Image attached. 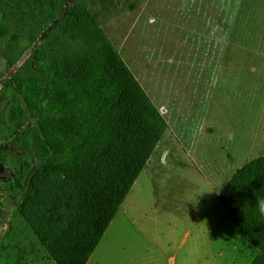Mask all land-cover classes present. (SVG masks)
I'll return each mask as SVG.
<instances>
[{
  "label": "rangeland",
  "instance_id": "rangeland-1",
  "mask_svg": "<svg viewBox=\"0 0 264 264\" xmlns=\"http://www.w3.org/2000/svg\"><path fill=\"white\" fill-rule=\"evenodd\" d=\"M70 7L109 58L105 98L74 137L131 79L168 122L86 264H250L258 250L218 192L253 157L258 137L244 126L246 108L257 110L258 81L237 69L249 66L231 64L250 63L247 52L260 44L263 61L264 37L216 34L215 24L220 30L217 13L230 18L231 10L239 26L246 14L262 19L264 0H70ZM5 65L0 55V72ZM64 148L50 147L7 72L0 80V264H56L16 203Z\"/></svg>",
  "mask_w": 264,
  "mask_h": 264
},
{
  "label": "trees",
  "instance_id": "trees-1",
  "mask_svg": "<svg viewBox=\"0 0 264 264\" xmlns=\"http://www.w3.org/2000/svg\"><path fill=\"white\" fill-rule=\"evenodd\" d=\"M63 15V16H62ZM0 55L51 148L63 152L30 185L16 210L56 264H86L147 163L168 122L131 79L102 111L109 58L84 31L70 0H0ZM264 154L228 178L218 200L264 264Z\"/></svg>",
  "mask_w": 264,
  "mask_h": 264
},
{
  "label": "crops",
  "instance_id": "crops-1",
  "mask_svg": "<svg viewBox=\"0 0 264 264\" xmlns=\"http://www.w3.org/2000/svg\"><path fill=\"white\" fill-rule=\"evenodd\" d=\"M240 3L242 5H249V4H243V2H240ZM214 7H217L216 4L212 5V8H214ZM214 13L215 12H211V10H210V16L213 15ZM231 13H232V15L230 18L224 17L221 14L218 15V13H217L216 19L219 20L221 23H223V25H222V28L219 30V28L216 25L218 22L215 24V33L216 34L219 32H225V30H226V31L230 32L231 36L236 32L239 35H243L245 38L260 39V38L264 37V18H262V19L256 18L253 15H252V18H250L248 16L249 14H246L242 17L243 22H242L241 26H239L238 25V22H239L238 17L236 16V14H234L233 10H231ZM224 23H225V25H224ZM260 46H261V44L256 45L255 48L251 49L253 51L249 50L251 52L245 51V52L249 53L251 56H253L250 63L235 62V63L231 64L233 66H240V65L249 66V67L237 68V69H242L245 71L243 77L247 78V80L252 81L255 79L258 81V84H259V96L257 98V110L256 109L253 110L249 107L246 108V110L249 112V114L246 116L247 122L244 123V126L246 127L245 128L246 129L245 130L246 136L247 135H255V134L258 135V137L254 143L256 145V148L253 149L254 152H253V157H251V159L255 158L261 154H264V153H262V151H258L259 147L264 143V60L260 61V59H261L260 55L262 54L261 50L258 49ZM245 52H241L238 55H246ZM239 60H243V59L241 58ZM252 70H256V72L254 74H252ZM256 124L258 126V131L250 130V128L254 127ZM171 262H172V260H171Z\"/></svg>",
  "mask_w": 264,
  "mask_h": 264
},
{
  "label": "clouds",
  "instance_id": "clouds-1",
  "mask_svg": "<svg viewBox=\"0 0 264 264\" xmlns=\"http://www.w3.org/2000/svg\"><path fill=\"white\" fill-rule=\"evenodd\" d=\"M211 189L207 191H211ZM254 195L256 196L255 199L256 211L259 213L261 217H264V196H257L256 192H254Z\"/></svg>",
  "mask_w": 264,
  "mask_h": 264
}]
</instances>
